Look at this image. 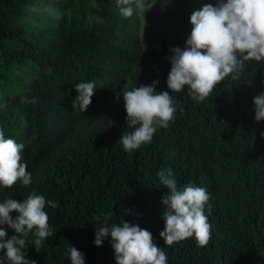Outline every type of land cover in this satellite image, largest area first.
<instances>
[{"label": "trees", "instance_id": "obj_1", "mask_svg": "<svg viewBox=\"0 0 264 264\" xmlns=\"http://www.w3.org/2000/svg\"><path fill=\"white\" fill-rule=\"evenodd\" d=\"M216 3L146 0L152 8L124 18L114 0H0V129L24 145L21 162L32 177L27 187H0V202L43 195L53 230L39 252L29 233L25 258L71 264L72 245L85 264H117L110 236L94 244L110 213L108 227L126 221L151 232L167 264H264V121L255 120L254 106L264 93V62L245 61L237 80L226 78L203 102L187 86L167 87L171 49L185 47L191 15ZM138 13L141 40L131 32ZM155 80L158 93L173 96L176 118L128 153L119 143L134 131L123 91ZM82 82L96 86L85 113L72 108ZM24 97L38 103L22 104ZM169 168L178 189L192 183L210 194L205 247L194 237L166 246L160 237L168 190L157 173ZM2 227L7 238L16 234ZM0 264H10L4 250Z\"/></svg>", "mask_w": 264, "mask_h": 264}, {"label": "clouds", "instance_id": "obj_2", "mask_svg": "<svg viewBox=\"0 0 264 264\" xmlns=\"http://www.w3.org/2000/svg\"><path fill=\"white\" fill-rule=\"evenodd\" d=\"M114 4L124 18L153 7L146 4V0H114ZM190 23L193 28L185 47L171 49L173 54L168 58L171 70L167 87L172 93L182 92L187 86L192 100L203 102L226 78L237 80L245 61L264 62V0H217L215 6L206 4L202 10L195 11ZM158 84L159 81L155 80L151 85L123 91L126 123L134 131L122 134L119 143L128 153L151 143L157 129L167 128L176 118L173 96L168 91L158 93ZM95 89L93 82L76 84L78 95L72 108L85 113L92 103ZM21 103L36 104L38 101L24 97ZM254 106L255 120L264 121V93L254 97ZM23 149L22 143L6 139L0 129V187L12 188L18 182L27 187L32 183L27 164L21 162ZM157 175L168 190L162 197L166 206V225L160 232L166 246L193 237L198 247L207 246L211 240V224L205 208L210 214L212 205L206 188L188 183L178 189L170 168L162 169ZM45 205V197L35 192L23 202L12 198L0 202V250H4L10 264H37L35 260L25 258L23 249L29 233L35 237L33 243L38 252L42 242L53 235ZM14 211L18 213L15 219L11 216ZM110 215L105 214L104 226L96 228L94 244L97 247L110 236L117 264H167V255L154 243L151 232L126 221L122 226L113 224L108 227ZM95 219L101 221L99 215ZM4 225L14 229L16 234L7 238ZM68 252L71 264H85L84 254L76 247L71 245Z\"/></svg>", "mask_w": 264, "mask_h": 264}, {"label": "rangeland", "instance_id": "obj_3", "mask_svg": "<svg viewBox=\"0 0 264 264\" xmlns=\"http://www.w3.org/2000/svg\"><path fill=\"white\" fill-rule=\"evenodd\" d=\"M143 30H144L143 19L141 17V14L138 13L136 20L132 21L131 32L135 37H137L139 40H141Z\"/></svg>", "mask_w": 264, "mask_h": 264}]
</instances>
